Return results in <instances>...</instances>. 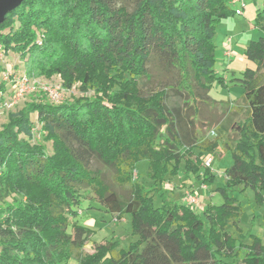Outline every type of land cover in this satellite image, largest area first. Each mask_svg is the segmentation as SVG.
I'll return each mask as SVG.
<instances>
[{"label":"trees","instance_id":"1","mask_svg":"<svg viewBox=\"0 0 264 264\" xmlns=\"http://www.w3.org/2000/svg\"><path fill=\"white\" fill-rule=\"evenodd\" d=\"M231 1L24 0L5 15L0 52L28 57L29 74L57 75L64 89L77 87L81 95L31 100L0 128V194L17 196L0 204V264H70L93 233L69 222L82 188L117 219L129 214L136 239L125 247L109 239L77 264H264L261 239L238 226L242 206L233 196L237 186L251 188L255 204H264V7L255 18L263 36L243 51L254 68L229 80L241 86L247 114L230 124L233 145L223 142L232 162L216 187L222 203L201 213L170 200L163 188L181 166L196 174L200 155L219 147V139L199 136L193 117L213 84L228 86L214 70V33L233 14ZM155 67L175 71L177 82L143 95L137 79ZM182 92L191 101L169 105ZM5 93L0 80V105ZM29 112L43 143L33 141ZM93 159L113 169L127 196L89 167ZM141 160L148 162L149 185L132 179ZM202 180L213 182L209 168Z\"/></svg>","mask_w":264,"mask_h":264},{"label":"rangeland","instance_id":"2","mask_svg":"<svg viewBox=\"0 0 264 264\" xmlns=\"http://www.w3.org/2000/svg\"><path fill=\"white\" fill-rule=\"evenodd\" d=\"M229 7L233 10V14L222 19L218 23L214 33V42L216 45L214 70L218 75L225 77L224 79L228 82V86L224 87L219 84H213L209 91L210 98L198 103L199 112L193 117L199 136L210 141L219 139V147L216 152H204L199 157L202 163L206 159L212 158L209 171L213 175V182H203L202 177L205 170L203 165L196 174L185 173L183 166H181L178 174L166 180L163 186L170 200L184 202L183 199L188 195L196 197L198 204L194 209H197L201 213L207 204L219 205L223 201L220 193L216 191V187L221 185L225 178L224 171L232 162L230 152L223 142L226 141L229 145H233L236 134L232 131L230 124L232 121L243 120L247 114L246 105L241 100V86L232 82L229 83V80L232 77H240L241 72L246 67L254 68V64L245 59L243 51L251 40H257L263 36L262 30L255 24V18L257 12L264 7V0H236L231 2ZM228 38L231 39L229 44L231 55L227 56L230 59H222L221 55ZM37 42H40V40H37ZM27 60L28 57H22L11 51L7 53L0 52V64L4 68L3 73H0V80L6 82L4 104L0 105V128L7 122L8 115L24 109L25 103L41 98L50 101L43 89L44 87L57 89L60 93V99L54 103L71 101L73 97L81 95L77 87H73L70 90L64 89L61 84V79L57 75H53L51 78H45L43 76L29 74V62ZM226 67L232 70V72L227 70ZM149 72L148 77L137 79L138 87L143 95L150 94L157 85H173L177 82V74L175 71H165L164 69L155 67L149 69ZM6 73H9L10 77L7 78ZM18 76H25L27 82L24 85L26 91L16 100L12 94L17 86L15 79ZM41 95L44 97H41ZM188 100L189 102L191 101L182 92L180 96H173L169 105L183 108L185 107V102ZM188 114L192 115V112L189 110ZM29 115L34 122L35 131L33 133V141L43 143V134L39 131V125L36 123V113L29 112ZM185 122L187 123L186 118ZM192 128V125L189 126L190 130ZM44 146L46 151L50 153V143H46ZM89 167L102 171L106 182L118 194L124 197L129 194V187L127 185L120 188L115 182V172L113 169L94 159L90 162ZM147 171V160L139 161L132 171V179L149 185L150 180L147 178ZM80 194L81 203L79 206L74 207L77 216L70 217L69 222L70 224L76 222L79 225L91 229L93 233L89 235L81 250L74 251L70 264H77L79 257L91 253L96 245L102 244L109 239L120 238V247H125L130 241L136 239V237L130 234L129 214L123 215L119 220L115 214L109 213L99 204L91 189L82 188ZM233 196L242 206V214L238 223L239 228L243 233L250 230L261 239L264 245V204H255L254 194L251 188L243 189L242 186H237ZM14 197L16 198L17 196L14 194L1 196L0 194V204L3 202H11ZM154 202L156 205L159 204V200L156 197H154ZM71 231V227H68V232ZM229 231L235 236L238 235L233 228H229Z\"/></svg>","mask_w":264,"mask_h":264},{"label":"built area","instance_id":"3","mask_svg":"<svg viewBox=\"0 0 264 264\" xmlns=\"http://www.w3.org/2000/svg\"><path fill=\"white\" fill-rule=\"evenodd\" d=\"M234 1H236V0H232L231 2H234ZM242 6H243V3H242ZM230 42H231V39L228 38L227 41H226V45H225V47L223 49V54L225 56H230L231 55V49H230V45H229ZM6 77L7 78L10 77V74L6 73ZM15 82H16L17 86H16V88H15V90L13 92V96H14V99L17 100L26 91V87H24V85L27 82V79H26L25 76H23V77L18 76L15 79ZM43 89L46 92V94H47V96H48L50 101L57 102L60 99V93L58 92L57 89H49L48 87H44ZM211 162H212V158H209V159H206L202 163V165L205 168H210ZM183 200H184V202L186 204H188L192 208H194L198 204L197 198L194 197L193 195H188ZM195 210H197V209H195Z\"/></svg>","mask_w":264,"mask_h":264},{"label":"water","instance_id":"4","mask_svg":"<svg viewBox=\"0 0 264 264\" xmlns=\"http://www.w3.org/2000/svg\"><path fill=\"white\" fill-rule=\"evenodd\" d=\"M24 0H0V24L4 21L5 15L18 7Z\"/></svg>","mask_w":264,"mask_h":264},{"label":"crops","instance_id":"5","mask_svg":"<svg viewBox=\"0 0 264 264\" xmlns=\"http://www.w3.org/2000/svg\"><path fill=\"white\" fill-rule=\"evenodd\" d=\"M221 58H222V59H224V58H225V59H230L229 57L225 56V55L223 54V52H222ZM226 69L232 72V70H230L228 67H226ZM224 78H225V77H224Z\"/></svg>","mask_w":264,"mask_h":264}]
</instances>
